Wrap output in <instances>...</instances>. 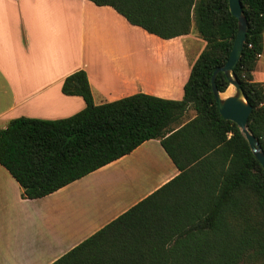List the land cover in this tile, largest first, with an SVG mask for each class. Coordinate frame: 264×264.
Instances as JSON below:
<instances>
[{
    "label": "trees",
    "instance_id": "1",
    "mask_svg": "<svg viewBox=\"0 0 264 264\" xmlns=\"http://www.w3.org/2000/svg\"><path fill=\"white\" fill-rule=\"evenodd\" d=\"M89 1L162 39L194 25L205 46L179 100L135 93L96 105L80 69L61 90L83 98L81 111L54 120L17 117L0 128V164L24 198L48 195L149 139L159 140L178 170L50 264L264 263V169L237 125L219 114L210 86L236 33L228 0ZM241 4L247 31L232 74L252 106L248 131L264 151V85L252 76L263 51L264 0ZM215 83L219 92L229 84L222 72Z\"/></svg>",
    "mask_w": 264,
    "mask_h": 264
},
{
    "label": "crops",
    "instance_id": "2",
    "mask_svg": "<svg viewBox=\"0 0 264 264\" xmlns=\"http://www.w3.org/2000/svg\"><path fill=\"white\" fill-rule=\"evenodd\" d=\"M127 29L139 44L127 45ZM191 36L159 38L89 0H0V128L17 117L54 120L81 111L83 98L61 90L80 69L96 105L135 93L179 100L205 46ZM177 173L159 140L149 139L30 199L0 164V264L52 263Z\"/></svg>",
    "mask_w": 264,
    "mask_h": 264
},
{
    "label": "water",
    "instance_id": "3",
    "mask_svg": "<svg viewBox=\"0 0 264 264\" xmlns=\"http://www.w3.org/2000/svg\"><path fill=\"white\" fill-rule=\"evenodd\" d=\"M228 9L231 15L237 21L236 33L229 51L228 58L224 65L216 67L212 72L210 86L219 114L224 119L230 120L237 125L240 132L246 139L254 157L257 159L262 169H264V151L262 150L258 139L253 136L247 128V121L252 111V106L248 102L239 81L232 74L233 69L240 60L244 47L247 21L243 14L241 0H228ZM219 72H222L228 81L229 84L227 88L230 85L234 87L233 94L222 97L221 94L224 92H219L217 90L215 78Z\"/></svg>",
    "mask_w": 264,
    "mask_h": 264
},
{
    "label": "rangeland",
    "instance_id": "4",
    "mask_svg": "<svg viewBox=\"0 0 264 264\" xmlns=\"http://www.w3.org/2000/svg\"><path fill=\"white\" fill-rule=\"evenodd\" d=\"M132 33H133V31L127 29V45H128V42L131 44H139L141 41L136 40L134 38L135 34H132ZM189 34H192L191 37L195 36L197 38H200L194 29V25H192L191 32ZM262 42H263V51L258 56V58L255 62L254 69L252 71V76H253V79L255 81H258L264 85V32L262 35ZM189 52L191 53V55H190V57H191L193 55V50L190 47H189ZM148 56L149 55L147 54L144 57H148ZM227 89H229L228 92L225 95H223L227 91ZM227 89H225L223 91L224 93H222L221 96H226V95H230V94L234 93V87L232 85H230ZM240 264H264V263L260 260H257V261H244V262H241Z\"/></svg>",
    "mask_w": 264,
    "mask_h": 264
},
{
    "label": "bare ground",
    "instance_id": "5",
    "mask_svg": "<svg viewBox=\"0 0 264 264\" xmlns=\"http://www.w3.org/2000/svg\"><path fill=\"white\" fill-rule=\"evenodd\" d=\"M228 90H229V89H227V91H226L223 95H225V94L228 92ZM222 97H224V96H222Z\"/></svg>",
    "mask_w": 264,
    "mask_h": 264
}]
</instances>
